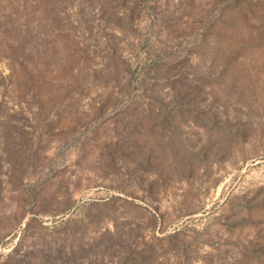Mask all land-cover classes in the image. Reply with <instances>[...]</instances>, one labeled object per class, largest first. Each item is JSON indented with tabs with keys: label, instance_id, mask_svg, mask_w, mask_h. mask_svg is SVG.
Returning <instances> with one entry per match:
<instances>
[{
	"label": "rangeland",
	"instance_id": "rangeland-1",
	"mask_svg": "<svg viewBox=\"0 0 264 264\" xmlns=\"http://www.w3.org/2000/svg\"><path fill=\"white\" fill-rule=\"evenodd\" d=\"M0 264H264V0H0Z\"/></svg>",
	"mask_w": 264,
	"mask_h": 264
}]
</instances>
